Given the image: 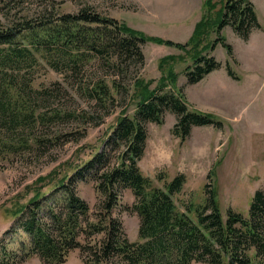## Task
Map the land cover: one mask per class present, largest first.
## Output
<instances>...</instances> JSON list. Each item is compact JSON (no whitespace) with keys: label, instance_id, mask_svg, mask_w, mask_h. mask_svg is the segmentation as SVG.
Wrapping results in <instances>:
<instances>
[{"label":"trees","instance_id":"1","mask_svg":"<svg viewBox=\"0 0 264 264\" xmlns=\"http://www.w3.org/2000/svg\"><path fill=\"white\" fill-rule=\"evenodd\" d=\"M24 2L0 0V155L28 151L33 143L45 145V138L29 133L37 123L47 122L50 127L54 122H72L77 127L80 119L90 117L89 111L103 109L102 115L87 120L100 124L114 110L122 87L128 96L130 84L124 87L122 80L130 66L143 65V43L185 45L147 35L100 14L88 3L75 12L59 13L53 2L44 0L29 14L23 12ZM210 24L204 16L197 21L188 43L199 41ZM214 25L217 35L208 46L210 52L197 53L184 68L188 83L220 67L211 54L217 43L234 59L233 46L220 35L224 26H231L244 40L261 27L250 0H224ZM45 66L61 73L62 81L84 99L86 107L43 111L47 89L34 86V81ZM226 69L235 75L229 62ZM138 75L139 70L130 78L133 90L139 89L133 91L138 97L133 114H125L122 108L114 115L104 146L13 210L15 220L7 233L20 231L18 254L8 248V242L0 241V264H15L13 257L22 261L33 255L44 264H60L75 248L84 264H264V183L252 193L245 213L227 207L223 214L212 181L214 168L207 174L211 182L203 187L204 201L190 202L185 210H179L173 199L185 183L184 173H176L162 187L142 173L138 161L146 146V123L161 124L165 112L171 111L176 116L171 132L183 141L192 126L221 127L222 121L189 108L182 88L163 86L176 80V72L169 71L168 80L154 88ZM79 131L65 130L59 136L63 140L57 142L78 138ZM164 178L161 173L156 176L159 181ZM80 182L94 183L99 201L93 212L78 193ZM119 188H129L134 197L129 207L139 219L138 241L128 239L114 214Z\"/></svg>","mask_w":264,"mask_h":264},{"label":"rangeland","instance_id":"2","mask_svg":"<svg viewBox=\"0 0 264 264\" xmlns=\"http://www.w3.org/2000/svg\"><path fill=\"white\" fill-rule=\"evenodd\" d=\"M50 1L59 13L75 12L82 4L88 3L100 14L124 21L147 35L185 45L177 47L152 40L143 43V65L139 69L130 66L128 75L124 79L120 77L124 87L130 84L128 96H125L122 87L114 110L100 124L87 120L102 115L103 109L93 113L89 111L87 116L90 117L86 121L80 119L77 127L72 122H54L50 127L45 125L47 122L37 123L29 133L45 138V145L36 146L33 143L34 146L28 151L0 155V241L8 242V248L15 251L21 233H7L15 220L13 210L25 204L38 189L40 192L47 190L57 178L69 174L79 161L100 150L104 146L109 125L120 109L124 108V113L130 116L133 114L138 98L134 92L136 94L139 89L134 86L133 90L130 78L137 70L143 83L150 82L149 88L157 87L164 78L167 81L169 71L176 72V80L168 81L163 86L182 88L189 108L210 113L222 121L221 127L192 126L190 135L183 141L171 132L176 120L171 111L165 112L161 124L146 123V146L138 161L142 173L149 175L161 187L176 173H184L185 183L180 192L173 194V199L179 210H185L190 202L198 204L204 201L203 187L211 182L207 174L210 168H214L212 181L217 189L222 213L227 207L245 213L252 193L264 183V0H250L261 28L252 30L250 37L244 40L231 26H224L220 35L233 46L234 59L229 57L221 43H217L211 54L221 62L220 67L196 83H188L184 68L192 64V58L197 53L210 52L208 46L217 35L212 24L217 20L224 0ZM43 2L25 0L23 12L33 14L38 4ZM203 16L210 21L211 27L201 35V39L198 38L199 41L188 43L196 22L202 20ZM227 62L235 77L227 73ZM96 68L104 70L98 65ZM62 78L61 73L46 66L39 71L34 86L47 89L42 101L43 111L48 112L56 107H86L84 99L75 94ZM33 102L42 111L38 102ZM71 129L80 130L76 135L78 138L57 142L63 140L59 136L65 130ZM159 173L165 176L161 181L156 180ZM77 189L93 212L99 201L94 183L80 182ZM133 200L129 188H119L114 214L122 221L128 239L138 241L139 219L129 207ZM14 253L18 254L16 251ZM10 260H14L15 264H44L34 255L22 261H19V256ZM60 264H84L80 250L73 249Z\"/></svg>","mask_w":264,"mask_h":264},{"label":"crops","instance_id":"3","mask_svg":"<svg viewBox=\"0 0 264 264\" xmlns=\"http://www.w3.org/2000/svg\"><path fill=\"white\" fill-rule=\"evenodd\" d=\"M261 28V27H260ZM253 32V31H252ZM251 34V33H250ZM250 37V36H249Z\"/></svg>","mask_w":264,"mask_h":264}]
</instances>
